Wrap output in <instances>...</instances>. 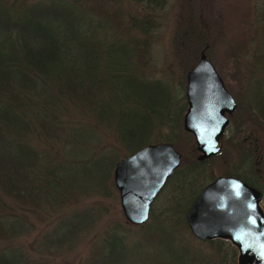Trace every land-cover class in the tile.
Returning <instances> with one entry per match:
<instances>
[{
    "label": "trees",
    "instance_id": "16d2710c",
    "mask_svg": "<svg viewBox=\"0 0 264 264\" xmlns=\"http://www.w3.org/2000/svg\"><path fill=\"white\" fill-rule=\"evenodd\" d=\"M166 3L0 0V264H235L230 241H200L189 231L185 214L195 194L184 211L152 206L142 225L126 222L117 210L114 165L152 143L157 129L171 128L173 135L165 140L181 153L169 178L182 173L179 191L207 181L199 176L214 158L198 161L193 137L185 131L191 144L176 147L185 97L174 118L163 115L168 105L159 90L150 98L141 91L162 82L150 74L147 54L152 26ZM184 11L177 18L185 23L177 26L176 52L187 70L202 51L210 54L212 32L200 0ZM252 11V35L238 51V64L244 59L248 71L246 95L249 85L256 87L255 101L246 99V115L264 130V0ZM138 138L142 143L135 145ZM248 160V151L238 153L241 166ZM232 173L227 175L259 187L237 170ZM186 194L176 202H184ZM170 231L184 241L180 234L186 231L211 251L187 244L159 260L145 247L171 238ZM90 234L79 256L76 251ZM141 252L149 257L138 256Z\"/></svg>",
    "mask_w": 264,
    "mask_h": 264
},
{
    "label": "rangeland",
    "instance_id": "374dc122",
    "mask_svg": "<svg viewBox=\"0 0 264 264\" xmlns=\"http://www.w3.org/2000/svg\"><path fill=\"white\" fill-rule=\"evenodd\" d=\"M193 1L194 0H167L166 5L158 12V16L155 19L154 26H152L148 38L151 43L150 52L147 54L150 55L148 64L149 68H151L150 74L153 78H161L162 82L155 87H151V85L144 86L141 91L145 92L146 96L150 98L153 96L156 97V94H154L156 93L155 90H159L158 93L160 97H162L161 101L164 99V103L168 105L166 109L162 110L163 115H166L168 112V114H172L174 118L178 117L179 105H182L183 101L181 99L185 97L187 72L199 59H197L195 64H192L185 70L176 52L177 26L178 24L182 25L185 23V21L183 23H181V21L177 22V18L179 13L186 8V4L193 3ZM261 1L262 0H200L204 15L203 19L207 23L210 33L212 32L213 34H211L210 39L212 41L210 54H208V52H203L214 64L224 81L225 87L235 98L237 107L236 110L229 115V124L225 134L220 139L221 153L213 156L214 158L205 164L203 173L199 176L200 179L202 176H206L207 181L202 183L203 185L201 183L197 184L195 186L196 189L193 188L194 190H190L189 188L191 186H189L184 188L183 191H179L176 187V182L180 178V174H182L180 173L176 178L167 180L166 184L153 201L152 206L154 208L165 209V207L168 206L170 208H179L184 211L191 203L193 195L195 194L194 197L196 198L199 191L206 184L213 181L217 176L227 175L237 170V173H242L244 176H247V180H251L259 186L255 188L263 193L260 204L264 210V130L261 129L262 127L255 125V121H250V116L246 115L249 112L246 99L249 98V102L252 103L255 101L256 87L254 85H249V94L246 95L245 78H247L246 74L248 71L245 69L246 65L245 61L243 62L244 59L238 64V51H243L244 48L242 43L244 39H248V37L252 35L251 29L253 28L252 18L254 11L251 12V9L254 10V5ZM254 45L255 42H252V46ZM169 72H171V74ZM171 96L174 101L171 99ZM186 107L182 111L181 126ZM138 114L140 116L142 112H138ZM184 131L183 129V131L177 132L175 138L178 139L179 142L176 147L182 148L184 145L191 144L190 138L185 133L186 131ZM167 135H173L172 129L169 127L160 128L152 134L149 141L152 143H157V141L166 142L165 137ZM141 143V138H138L134 144L140 145ZM243 149L248 151L249 160L247 164L241 166L240 162L238 163V153H241ZM187 192H189L188 195L186 194ZM184 194L187 195L184 198V202H176L179 200L177 199V195L183 197ZM115 201L117 210L122 214L118 193ZM161 225L165 226L167 224L161 223ZM132 229L136 230L135 227H132ZM170 232L172 235L171 238L167 239L165 237H160L154 240L150 247L146 246L145 249L155 251L152 256L156 255L159 260H167L169 257L177 255V253H180L183 246L186 247L187 244L189 249H198L201 247L208 252L211 251V247H208L206 244L199 243L196 239L187 237L189 235H186V231H182L180 234L186 236L185 241L182 239L180 240L178 235L173 233V231ZM91 238L92 234L87 235L85 242L77 249L76 253L79 254V256L85 254V247L87 243L91 241ZM138 254V256L144 259L149 257L145 256L144 252ZM237 257L238 251L236 249L235 264H238ZM229 264H233V262Z\"/></svg>",
    "mask_w": 264,
    "mask_h": 264
},
{
    "label": "water",
    "instance_id": "95a60500",
    "mask_svg": "<svg viewBox=\"0 0 264 264\" xmlns=\"http://www.w3.org/2000/svg\"><path fill=\"white\" fill-rule=\"evenodd\" d=\"M185 97L182 127L193 137L197 160L216 156L237 103L203 51L187 72ZM180 163L181 153L169 142L146 144L116 161L113 181L126 222L142 225L149 220L153 201ZM262 197L237 176H217L199 191L185 221L200 241H230L238 264H264Z\"/></svg>",
    "mask_w": 264,
    "mask_h": 264
},
{
    "label": "flooded vegetation",
    "instance_id": "af4514ba",
    "mask_svg": "<svg viewBox=\"0 0 264 264\" xmlns=\"http://www.w3.org/2000/svg\"><path fill=\"white\" fill-rule=\"evenodd\" d=\"M263 194V193H262Z\"/></svg>",
    "mask_w": 264,
    "mask_h": 264
}]
</instances>
